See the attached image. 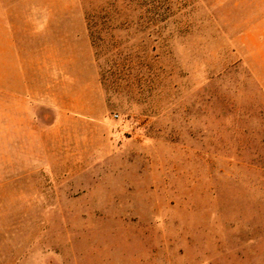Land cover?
<instances>
[{"label": "rangeland", "instance_id": "374dc122", "mask_svg": "<svg viewBox=\"0 0 264 264\" xmlns=\"http://www.w3.org/2000/svg\"><path fill=\"white\" fill-rule=\"evenodd\" d=\"M0 264H264V0H0Z\"/></svg>", "mask_w": 264, "mask_h": 264}]
</instances>
